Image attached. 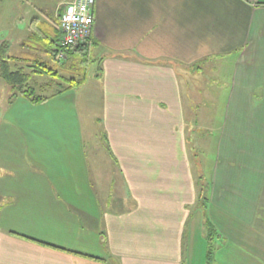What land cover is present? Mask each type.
<instances>
[{
	"label": "crops",
	"instance_id": "crops-1",
	"mask_svg": "<svg viewBox=\"0 0 264 264\" xmlns=\"http://www.w3.org/2000/svg\"><path fill=\"white\" fill-rule=\"evenodd\" d=\"M91 37L97 71L1 135L0 264H206V220L213 264H264V0H95Z\"/></svg>",
	"mask_w": 264,
	"mask_h": 264
},
{
	"label": "rangeland",
	"instance_id": "rangeland-1",
	"mask_svg": "<svg viewBox=\"0 0 264 264\" xmlns=\"http://www.w3.org/2000/svg\"><path fill=\"white\" fill-rule=\"evenodd\" d=\"M59 1L60 0H0V43L2 41H7L9 45L7 55L17 57L18 64H23V61L19 59L20 57H28L29 59L40 58L43 61H48L47 54H45L41 48L32 51L27 47H22L21 43H30L28 36L34 31L35 26H37L35 21L31 24L33 19L42 20V15H52L49 13L54 10L56 3ZM37 8L44 14H40V12L38 13ZM87 57L94 58V61L89 64L87 72L88 76H92L100 66V59L97 58L95 49L91 50ZM64 58L59 62L49 61V65L60 70L61 65L66 60H64ZM204 70L205 76L203 81L206 82L212 80L210 78L211 76H209L210 74L208 75L206 73L209 70L207 68H204ZM61 74L64 76L74 75L70 70V67ZM51 78V76L46 75H34L30 80V85L36 89L38 94L48 96L57 88L54 84L52 87L43 86L44 83L50 82ZM54 81L59 83L61 79H56ZM7 88V85L0 78V125L3 126L0 129V139L3 133H12L9 130V125L18 124L23 118H28V122H31L32 115L38 110L43 109L41 103H31L28 99L21 96L10 100L9 89ZM44 106L46 107L47 105ZM81 117L83 118V127L85 129L87 140H95V138L98 137L96 132L87 131L88 128L93 126V120L91 119L92 116L88 114ZM214 119L216 129L221 123L220 114L215 115ZM196 133L203 134L204 132L199 131ZM193 136H196L195 133H193ZM194 144L199 148L198 152L194 155V163L199 166L200 171L209 170L212 165L210 160L212 158L211 155L214 153V147L205 149L201 137H195ZM90 150L91 148L89 147V151ZM208 152L209 156H207Z\"/></svg>",
	"mask_w": 264,
	"mask_h": 264
},
{
	"label": "trees",
	"instance_id": "trees-1",
	"mask_svg": "<svg viewBox=\"0 0 264 264\" xmlns=\"http://www.w3.org/2000/svg\"><path fill=\"white\" fill-rule=\"evenodd\" d=\"M34 21L37 23V26H35L34 31L28 36L30 43L27 44V42H22L21 45L32 51L41 48L44 53L47 54L48 61H43L40 58L29 59L28 57H20L19 59L23 61V64H18L17 57L7 55L9 47L7 41H2L0 43V78L9 89L10 100L22 96L31 103L38 104L68 89L78 88L84 83L87 78L89 64L94 61V58H88L87 56L91 50L95 49L97 43L89 36L84 42L77 46L61 49V33L58 29V25L56 29H51L46 26V23L38 19H33L31 24H33ZM60 50L64 51V60L66 59L63 64L61 63V71L49 65V61H60L58 58ZM69 67L74 75L64 76L61 74L68 70ZM34 75L51 76L50 82L44 83L43 86L52 87L54 84L57 88L48 96L38 94L36 89L30 85V80ZM56 79H61V81L57 83L54 81ZM200 198L204 199L205 195L200 194ZM205 228L207 242L206 264H213V246L217 234L208 220L205 221Z\"/></svg>",
	"mask_w": 264,
	"mask_h": 264
},
{
	"label": "built area",
	"instance_id": "built-area-1",
	"mask_svg": "<svg viewBox=\"0 0 264 264\" xmlns=\"http://www.w3.org/2000/svg\"><path fill=\"white\" fill-rule=\"evenodd\" d=\"M95 0H71L58 16V29L61 33V49L77 46L91 36L93 25V5ZM60 50L58 58H64Z\"/></svg>",
	"mask_w": 264,
	"mask_h": 264
}]
</instances>
